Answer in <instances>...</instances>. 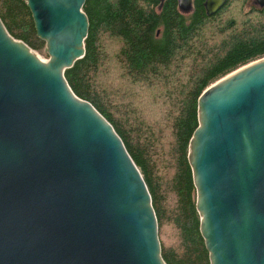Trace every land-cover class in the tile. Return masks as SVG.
<instances>
[{
	"label": "water",
	"instance_id": "1",
	"mask_svg": "<svg viewBox=\"0 0 264 264\" xmlns=\"http://www.w3.org/2000/svg\"><path fill=\"white\" fill-rule=\"evenodd\" d=\"M23 2L47 59L0 21V264H164L138 168L63 75L84 53V0ZM224 2L203 0L206 15ZM196 116L186 158L208 264H264V56L204 88Z\"/></svg>",
	"mask_w": 264,
	"mask_h": 264
},
{
	"label": "trees",
	"instance_id": "2",
	"mask_svg": "<svg viewBox=\"0 0 264 264\" xmlns=\"http://www.w3.org/2000/svg\"><path fill=\"white\" fill-rule=\"evenodd\" d=\"M84 53L64 70L71 91L112 126L150 195L164 264H208L187 145L208 85L264 56V8L225 0L206 15L176 0H84ZM6 32L41 52L23 0H0Z\"/></svg>",
	"mask_w": 264,
	"mask_h": 264
},
{
	"label": "rangeland",
	"instance_id": "3",
	"mask_svg": "<svg viewBox=\"0 0 264 264\" xmlns=\"http://www.w3.org/2000/svg\"><path fill=\"white\" fill-rule=\"evenodd\" d=\"M32 50V49H31ZM32 52L39 58L41 59L42 61H45L47 59V55L44 53L43 49L41 52H38V51H35V50H32Z\"/></svg>",
	"mask_w": 264,
	"mask_h": 264
}]
</instances>
